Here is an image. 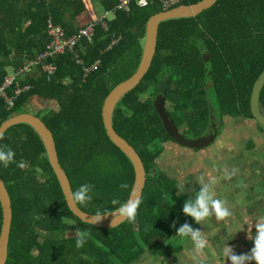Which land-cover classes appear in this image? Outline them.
Masks as SVG:
<instances>
[{
    "label": "trees",
    "instance_id": "obj_1",
    "mask_svg": "<svg viewBox=\"0 0 264 264\" xmlns=\"http://www.w3.org/2000/svg\"><path fill=\"white\" fill-rule=\"evenodd\" d=\"M115 5L116 0H99L95 7L104 11ZM85 10L82 0H0V82L7 68L17 70L45 50L49 20L72 34L86 25L78 23ZM163 11L154 2L145 8L134 4L130 13L115 10L107 32L99 27L93 42L83 41L76 48L85 66L100 60L96 70L85 76L73 54L59 55L53 60L57 72L50 82L42 70L19 76L21 84L32 89L17 97L12 108L1 102L0 126L29 112L34 98L57 102V109L43 107L38 116L53 134L72 192L81 184L92 186L91 200L76 202L86 214H113L130 198L135 170L108 139L102 110L109 93L137 71L147 23ZM113 37L120 40L107 49ZM203 54L210 56L208 62ZM263 71L264 0H219L195 17L160 23L149 71L112 112V127L139 154L146 183L135 220L110 229L85 223L69 210L40 133L29 124L9 128L0 138V147L14 152L6 167L0 164L12 206L5 264H140L147 255L166 264L181 253L190 237L180 239L177 228L187 223L195 229L200 222L182 212L184 200L192 196L183 194L159 165L164 144L175 142L155 102L165 97L173 124L199 126L200 137L214 130L211 124L218 119L223 124L230 119L255 120L251 95ZM260 107L264 114V88ZM253 144L248 146L251 152ZM2 225L0 204V234ZM81 233H86L85 242L77 247Z\"/></svg>",
    "mask_w": 264,
    "mask_h": 264
},
{
    "label": "rangeland",
    "instance_id": "obj_2",
    "mask_svg": "<svg viewBox=\"0 0 264 264\" xmlns=\"http://www.w3.org/2000/svg\"><path fill=\"white\" fill-rule=\"evenodd\" d=\"M84 1L88 5V0ZM94 1L99 6V0H90L89 3L99 14L102 11L94 6ZM204 58L210 60V56L206 55ZM13 70L7 68L10 76H13ZM48 101L51 107L47 105L45 109L53 106L58 108L55 100ZM31 113L40 115L39 111ZM214 124L219 127V134L213 146L195 150L169 141L164 144L165 150L158 162L188 197L201 187L199 179L210 183L215 198L222 199L231 214L221 219L212 215L200 221L194 230L201 232L205 240L204 246L197 249L189 238L184 242V250L172 257L167 264H230L223 254L226 243L235 254L248 253L252 241L247 238L246 231L253 223L251 232L254 235V221L264 216V131L251 119H230L224 124L218 119ZM177 125L178 132L185 138H199L197 136L202 134L199 126L190 129L180 121ZM252 141L253 154L248 150ZM241 225L243 227L240 230ZM140 264L162 263L147 255L141 259ZM246 264L255 262L246 261Z\"/></svg>",
    "mask_w": 264,
    "mask_h": 264
},
{
    "label": "water",
    "instance_id": "obj_3",
    "mask_svg": "<svg viewBox=\"0 0 264 264\" xmlns=\"http://www.w3.org/2000/svg\"><path fill=\"white\" fill-rule=\"evenodd\" d=\"M218 1L219 0H202L195 4L177 6L170 10H166L156 15H153L147 23L143 56L137 71L129 79L125 80V82L116 86L105 99L102 110V117L104 127L108 135V139L116 147H119L121 151L129 158L135 170V182L129 200L139 199L141 201L143 191L145 189L146 171L144 164L134 147L114 131L111 120L113 109L116 103H118L125 94H128L140 85L142 79L149 71V68L156 53L158 30L160 23L169 19L195 17L204 12L205 10L216 5ZM204 60L208 62L206 58H204ZM263 88L264 71L259 75L254 84L250 102L251 112L255 121L264 128V114L262 113L260 107V96ZM155 106L162 119L166 131L173 139V141L181 147L189 149H200L208 147L209 145L216 142L219 134L218 129H215V132L209 135H205L199 138L192 139L183 137L178 132L177 127L173 124V121L170 119V116L166 111L165 97H158L155 102ZM17 124H29L34 127L42 136L48 154L49 162L59 182L67 206L76 218L80 219L85 223L106 229L119 226L127 220L125 217L117 215L116 212L110 215L102 216L101 219H97V216L89 215L82 212L78 208L76 202L73 200V192L70 186V182L59 162L56 143L53 134L46 126L43 119L30 112L15 115L3 122L0 126V138L9 128ZM0 204L3 212V225L0 234V264H5L8 257V245L12 225V206L10 196L6 190V187L1 177Z\"/></svg>",
    "mask_w": 264,
    "mask_h": 264
},
{
    "label": "built area",
    "instance_id": "obj_4",
    "mask_svg": "<svg viewBox=\"0 0 264 264\" xmlns=\"http://www.w3.org/2000/svg\"><path fill=\"white\" fill-rule=\"evenodd\" d=\"M188 0H116V5L111 10H104L101 13L92 12L89 21L85 26L80 27L77 32L69 34L65 29L52 23L47 22V33L49 40L46 43V48L37 55L34 60H31L25 67L22 66L17 70H13V76L7 74L0 82V105L4 102L9 108L14 106L17 97L29 92L32 89L31 85H22L19 76H28L30 73L42 70L48 82L57 72V65L53 62L54 58L59 55L71 53L74 55L76 63L79 64L85 76L96 70L100 65V60H97L90 66H85L83 60L79 57L76 48L83 41L93 42L97 29L100 27L104 31H108L109 22L114 18L115 10H121L125 13H130L132 5L139 8L148 7L152 2L159 5L164 11L170 10L177 6L183 5ZM120 37H113L107 49H110L114 44L118 43ZM12 93V95H10Z\"/></svg>",
    "mask_w": 264,
    "mask_h": 264
},
{
    "label": "clouds",
    "instance_id": "obj_5",
    "mask_svg": "<svg viewBox=\"0 0 264 264\" xmlns=\"http://www.w3.org/2000/svg\"><path fill=\"white\" fill-rule=\"evenodd\" d=\"M14 152L11 148L0 147V164L7 166L10 161L13 160ZM22 166V165H20ZM201 187L199 190L194 191L192 198H186L182 205V212L192 217L195 223L214 215L217 219L230 216V210L225 206V202L222 199L215 198V192L210 183H205L202 179H199ZM91 185L81 184L76 191L73 192V200L83 204L84 202L91 200ZM122 188L127 187L126 184L121 185ZM115 203V201H114ZM140 203L139 199L128 200L126 203L120 204L115 210L116 214L125 217L129 222L135 220L136 209ZM101 215L97 214V219H101ZM243 225L240 226V230ZM253 223L248 227L246 231L247 238L252 241V247L248 253L235 254L232 248L226 243L224 249L225 259L230 264H246V261H254L255 264H264V216L258 217L254 221L255 234L251 232ZM238 230V231H240ZM237 232V231H236ZM176 235L180 239L188 238L194 242L197 249L204 246L205 240L199 230H194L189 224L184 223L176 230ZM86 233H81L80 237L76 240V246H81L84 241Z\"/></svg>",
    "mask_w": 264,
    "mask_h": 264
},
{
    "label": "crops",
    "instance_id": "obj_6",
    "mask_svg": "<svg viewBox=\"0 0 264 264\" xmlns=\"http://www.w3.org/2000/svg\"><path fill=\"white\" fill-rule=\"evenodd\" d=\"M83 1V3H84V5H85V8H86V10H85V12L83 13V14H81V16L79 17V19H78V23H79V26H82V24H84V23H87L88 21H89V19H90V16H91V14H92V12L93 11H95V10H93V8H92V4L91 3H89L90 2V0H88V5H89V7H88V5H87V2H85L84 0H82ZM94 3H95V5H96V2L94 1ZM91 4V5H90ZM94 5V6H95ZM13 56L12 57H14V56H16V55H14V54H12ZM50 101H48V100H43V99H39V98H34V99H32L31 100V103H30V105H29V112L31 113V111H41L42 110V108L44 107V109L46 108V107H48L47 105H50L51 103H49ZM44 103H47V104H44ZM53 103V102H52ZM50 107H51V105H50ZM53 108L54 109H56V107L55 106H53ZM49 109H52V108H49ZM238 119H242V118H238ZM245 120H248V119H245ZM255 121V120H254ZM261 131H264V130H261ZM218 140V139H217ZM217 140H216V142H217ZM208 148V147H207ZM180 188V187H179ZM168 263V262H167ZM166 263V264H167Z\"/></svg>",
    "mask_w": 264,
    "mask_h": 264
},
{
    "label": "flooded vegetation",
    "instance_id": "obj_7",
    "mask_svg": "<svg viewBox=\"0 0 264 264\" xmlns=\"http://www.w3.org/2000/svg\"><path fill=\"white\" fill-rule=\"evenodd\" d=\"M203 55H205V54H203ZM205 56H206V55H205ZM205 56H204V57H205ZM213 124H214V123H213ZM213 127H214V130H215V129H218V128H217L218 126L215 125V124L213 125ZM215 127H216V128H215ZM214 130H209L205 135H209V134L213 133ZM203 136H204V135H203Z\"/></svg>",
    "mask_w": 264,
    "mask_h": 264
}]
</instances>
